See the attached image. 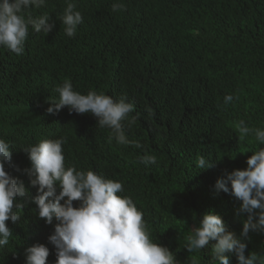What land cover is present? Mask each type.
Instances as JSON below:
<instances>
[{
  "label": "trees",
  "instance_id": "obj_1",
  "mask_svg": "<svg viewBox=\"0 0 264 264\" xmlns=\"http://www.w3.org/2000/svg\"><path fill=\"white\" fill-rule=\"evenodd\" d=\"M83 16L74 37L64 33L67 0H47L27 14L47 13L49 34L29 27L24 52L0 47V138L12 146L6 170L29 195L8 222L12 236L0 248V264H25V249L45 244L47 264H56L48 237L52 225L36 215L31 199V161L23 149L44 139L64 138L66 166L93 170L123 182L144 213L152 238L174 252L177 264H211V244L189 253L187 237L203 214L214 210L228 231L240 235V201L217 192L218 178L246 169L260 145L254 135L239 139L237 124L264 129V0H72ZM114 3L123 7L113 11ZM65 79L74 90H94L134 104L135 123L125 122L131 143L119 144L94 115L68 107L47 109ZM233 100L225 104L224 98ZM157 157L145 164V154ZM213 166L202 170L198 158ZM59 192V188H58ZM63 203V202H62ZM79 206V201L74 202ZM246 254L264 255V233H250ZM230 264H238L230 254Z\"/></svg>",
  "mask_w": 264,
  "mask_h": 264
},
{
  "label": "clouds",
  "instance_id": "obj_2",
  "mask_svg": "<svg viewBox=\"0 0 264 264\" xmlns=\"http://www.w3.org/2000/svg\"><path fill=\"white\" fill-rule=\"evenodd\" d=\"M46 3L47 0H0V47L21 55L29 27L36 33L52 32L55 23L47 13L37 17L27 14L31 7L41 8ZM122 7L119 3L112 5L113 11ZM58 18L69 37H74L83 23L82 13L72 0H67ZM55 91L59 98L51 100L49 114L64 107L76 114L90 113L97 117L100 128L111 130L119 144L131 143L125 133V122L129 127L135 123V116L129 119L135 106L126 97L116 100L94 90L82 94L74 90L69 79ZM232 100V95L224 98L225 104ZM236 128L239 139L251 134L264 145V129L249 128L243 120ZM65 142L64 138L44 139L23 149L31 161V186L37 188V195L30 201L37 206L36 215L48 225L54 219L58 221L48 237L56 249V264H177L174 252L152 238L143 211L124 194L123 182L90 169L66 166ZM12 146L0 138V248L8 245L12 236L8 222L16 223L20 219L16 210L26 204L19 198L29 195L23 181L6 170V165L12 164ZM156 161L152 154L146 153L142 158L145 164ZM197 166L204 171L213 162L199 157ZM215 189L241 202L236 215L239 218L247 214L242 231L239 236L228 231L222 216L210 210L187 237V250L189 253L202 250L214 241L211 264H230V254L236 256L238 264H264V255L246 254L250 233H264V147L252 152L246 169H236L218 178ZM76 201L79 206H74ZM49 255L50 249L45 244H35L25 249V264H47ZM193 264H197L195 259Z\"/></svg>",
  "mask_w": 264,
  "mask_h": 264
}]
</instances>
